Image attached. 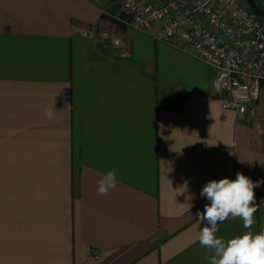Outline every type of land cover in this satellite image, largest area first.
I'll return each instance as SVG.
<instances>
[{"label":"crops","instance_id":"obj_1","mask_svg":"<svg viewBox=\"0 0 264 264\" xmlns=\"http://www.w3.org/2000/svg\"><path fill=\"white\" fill-rule=\"evenodd\" d=\"M117 15L119 0H0V264H209L203 186L264 180V83L239 117L209 66ZM113 27L126 47L104 43ZM176 92L182 107L163 105ZM254 193L251 228L229 218L218 238L264 230Z\"/></svg>","mask_w":264,"mask_h":264},{"label":"built area","instance_id":"obj_2","mask_svg":"<svg viewBox=\"0 0 264 264\" xmlns=\"http://www.w3.org/2000/svg\"><path fill=\"white\" fill-rule=\"evenodd\" d=\"M113 18L159 41L182 48L214 71L211 88L223 109L254 116L264 83V18L245 0H119ZM115 27L100 35L107 46L126 47ZM85 36L95 26L80 30ZM94 257L98 254L94 251Z\"/></svg>","mask_w":264,"mask_h":264},{"label":"clouds","instance_id":"obj_3","mask_svg":"<svg viewBox=\"0 0 264 264\" xmlns=\"http://www.w3.org/2000/svg\"><path fill=\"white\" fill-rule=\"evenodd\" d=\"M56 111L54 108L45 109V117L54 119ZM261 184L264 180L253 182L238 172L234 180H210L203 186L200 195L210 203L198 213L200 223L205 226L199 230L197 239L210 253L205 257L209 264H264V230L256 234L248 231L228 240L216 236L218 225L229 218L239 217L246 229L251 228L257 211L254 189ZM116 186V173L108 171L98 181L97 194L107 196Z\"/></svg>","mask_w":264,"mask_h":264},{"label":"trees","instance_id":"obj_4","mask_svg":"<svg viewBox=\"0 0 264 264\" xmlns=\"http://www.w3.org/2000/svg\"><path fill=\"white\" fill-rule=\"evenodd\" d=\"M186 93L184 92H176L174 94H171V96L168 98L166 102H163V105H171V107L175 109H180L183 105V102L185 100Z\"/></svg>","mask_w":264,"mask_h":264},{"label":"water","instance_id":"obj_5","mask_svg":"<svg viewBox=\"0 0 264 264\" xmlns=\"http://www.w3.org/2000/svg\"><path fill=\"white\" fill-rule=\"evenodd\" d=\"M245 1L248 3V5H249L251 11H252L255 15H257L258 17L264 18V7L260 6V5L256 2V0H245Z\"/></svg>","mask_w":264,"mask_h":264},{"label":"rangeland","instance_id":"obj_6","mask_svg":"<svg viewBox=\"0 0 264 264\" xmlns=\"http://www.w3.org/2000/svg\"><path fill=\"white\" fill-rule=\"evenodd\" d=\"M256 2H257L260 6L264 7V0H256Z\"/></svg>","mask_w":264,"mask_h":264}]
</instances>
